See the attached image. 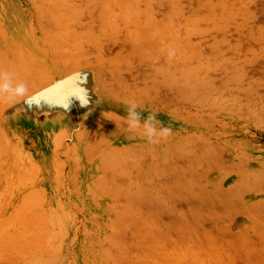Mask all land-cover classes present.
<instances>
[{
    "label": "rangeland",
    "instance_id": "rangeland-1",
    "mask_svg": "<svg viewBox=\"0 0 264 264\" xmlns=\"http://www.w3.org/2000/svg\"><path fill=\"white\" fill-rule=\"evenodd\" d=\"M32 1L94 39L101 103L172 133L121 171L154 209L102 217L49 201L0 133V264H264V0ZM26 2L0 7L32 17Z\"/></svg>",
    "mask_w": 264,
    "mask_h": 264
},
{
    "label": "crops",
    "instance_id": "crops-1",
    "mask_svg": "<svg viewBox=\"0 0 264 264\" xmlns=\"http://www.w3.org/2000/svg\"><path fill=\"white\" fill-rule=\"evenodd\" d=\"M26 3L32 17H6L0 7V74L12 88L23 83L27 89L23 96L2 94L0 120L6 116L8 129L0 133L10 143L19 139L27 168L40 171L36 189L49 201L79 205L86 217L140 203L154 209L153 187L149 195L148 184L128 183L121 171L147 150L158 157L159 143H149L142 127L128 129L123 99L107 92L106 102L97 98L105 89L95 76L94 39L50 6Z\"/></svg>",
    "mask_w": 264,
    "mask_h": 264
},
{
    "label": "clouds",
    "instance_id": "clouds-1",
    "mask_svg": "<svg viewBox=\"0 0 264 264\" xmlns=\"http://www.w3.org/2000/svg\"><path fill=\"white\" fill-rule=\"evenodd\" d=\"M174 52L169 53L170 56L174 55ZM26 86L21 83L16 87L12 88L9 83L4 82V74H0V94L8 93L10 96H23L26 93ZM138 105L135 102L129 104L127 108V117L125 123L128 129L135 130L138 128H143V135L147 138L149 143H159L163 139H167L171 133L172 129L170 127L160 126L161 122L157 120L155 113H150L146 119L141 123V113L136 111Z\"/></svg>",
    "mask_w": 264,
    "mask_h": 264
}]
</instances>
